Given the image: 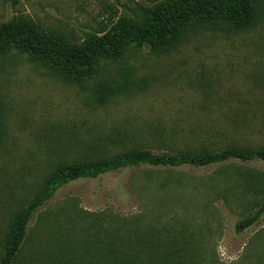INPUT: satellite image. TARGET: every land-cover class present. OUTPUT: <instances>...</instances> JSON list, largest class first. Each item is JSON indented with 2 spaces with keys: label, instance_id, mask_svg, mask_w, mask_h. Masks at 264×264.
<instances>
[{
  "label": "rangeland",
  "instance_id": "rangeland-1",
  "mask_svg": "<svg viewBox=\"0 0 264 264\" xmlns=\"http://www.w3.org/2000/svg\"><path fill=\"white\" fill-rule=\"evenodd\" d=\"M161 1L0 0V25L31 19L43 32L81 42ZM125 80L128 92L98 100L99 84ZM0 104L1 260L14 214L61 163L133 148L264 146V19L245 32L195 31L163 53L145 47L81 84L8 54L0 58ZM263 202L261 160L79 179L34 215L16 264L106 263L107 250L125 252L129 228L161 242L176 264H264V213L236 231Z\"/></svg>",
  "mask_w": 264,
  "mask_h": 264
},
{
  "label": "trees",
  "instance_id": "trees-1",
  "mask_svg": "<svg viewBox=\"0 0 264 264\" xmlns=\"http://www.w3.org/2000/svg\"><path fill=\"white\" fill-rule=\"evenodd\" d=\"M262 19L264 0H164L152 7H141L138 15L120 18L109 30L90 34L81 42L43 32L31 19H19L0 25V58L12 53L26 55L32 63L49 69L60 79L81 84L145 47L152 53H163L181 46L195 31L245 32ZM113 82L107 83L108 86L99 84L96 89L101 103L129 91L128 80ZM232 160L264 161V146L232 145L216 152L176 153L133 148L110 158L61 163L35 196L14 214L4 238L0 264H16L28 240V227L34 215L60 188L76 180L98 178L131 167L203 168ZM263 213L264 202L254 215L237 224L236 231L242 233L250 228ZM122 241L120 248L125 249L124 253H118L114 246L107 250L106 263L97 264H176L173 252H162L161 242L148 236L143 238L136 228H129Z\"/></svg>",
  "mask_w": 264,
  "mask_h": 264
}]
</instances>
